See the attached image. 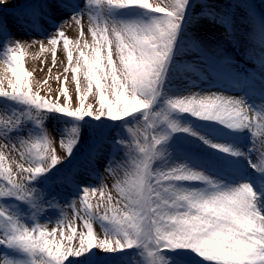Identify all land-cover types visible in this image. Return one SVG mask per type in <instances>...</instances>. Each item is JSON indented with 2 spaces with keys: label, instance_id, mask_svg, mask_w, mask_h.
<instances>
[{
  "label": "snow or ice",
  "instance_id": "snow-or-ice-1",
  "mask_svg": "<svg viewBox=\"0 0 264 264\" xmlns=\"http://www.w3.org/2000/svg\"><path fill=\"white\" fill-rule=\"evenodd\" d=\"M10 3L0 0V9ZM133 10L147 18L114 15ZM66 13L39 46L42 51L47 46L55 66L56 46L62 42L67 57L63 72H71L77 84L72 110L63 82L62 101L59 95L44 98L31 91L26 78L32 73L24 69L21 53L38 42L25 45L11 35L13 28L42 32ZM257 17L264 37V17L253 0H25L10 16L0 13V61L15 78L0 76V98L25 109L0 115V202L26 206L20 215L0 208V249L6 250L0 264H21L6 252L26 256L28 264H98L100 256L122 264L118 254L129 250L134 253L131 264H169L170 253L172 264H190L189 254L203 264H264V163L253 160L254 152L264 159V43L259 70L243 74L259 103L248 92L185 95L172 86L179 79L189 88L204 81L209 89H219L225 78L239 76L233 70L235 56L227 51L228 45L238 49L234 23ZM69 22L81 39L87 35L91 42L70 41L64 31ZM205 24L223 27V39L201 35ZM89 48L87 54L82 50ZM77 73L83 74V88ZM90 92L94 103L85 105ZM49 113L85 123L88 118L101 124L124 122L127 139L101 134L63 171L64 162L75 155L79 128L59 140L58 150L42 129ZM187 117L208 123H188ZM29 120L38 135L24 128ZM214 125L248 133L247 151L214 142L212 137L221 135ZM177 133L182 135L173 139ZM200 145L247 161L256 173L255 189L246 177L201 170ZM100 166L112 178L111 189L80 187L84 176L100 178ZM53 169L55 176L50 175ZM41 178L42 188L37 187ZM65 188H79L80 195L64 204L57 195ZM89 195H98V201L93 204ZM47 209H59L62 217L50 231L36 218ZM28 213L30 226L24 223ZM97 223L102 236L94 231Z\"/></svg>",
  "mask_w": 264,
  "mask_h": 264
},
{
  "label": "rangeland",
  "instance_id": "rangeland-1",
  "mask_svg": "<svg viewBox=\"0 0 264 264\" xmlns=\"http://www.w3.org/2000/svg\"><path fill=\"white\" fill-rule=\"evenodd\" d=\"M25 0H12V3L0 9V13L11 15L13 11H15L16 7ZM150 4H156L158 0H148ZM167 2V0H165ZM255 4V8L257 9V13L260 17H264V0H253ZM117 18L120 19H130V18H147L146 13H143L141 10H133V11H122L114 14ZM67 13L62 17L58 18L53 25H48L46 29L42 32H29L25 30H21L18 28H13L11 31L12 37L16 39H20L22 43L28 45L30 41H37L38 43L25 47V49L21 53V61L24 69L32 73L31 76L27 77V83L29 84L31 91L36 92L39 91L40 95L44 98L53 97L56 95L60 96V100H63V93L60 92L61 82H63V88L68 93L69 97V108L72 110L73 108V96L75 93V89L77 87L76 82L71 81V72L65 74L63 72V67L67 64L66 53L63 50L62 42L56 46L57 58L55 66L53 65V57L51 51L47 49L45 46V50H41L39 46V42H44L49 35L55 30L56 25L60 23L61 19H66ZM87 25V21L85 19V26ZM234 27L236 28V38L239 41L238 49H234L231 45L227 46V51L235 56L236 63L233 65L234 72L240 73L239 76L235 74L232 76V80L225 78L223 85L221 88H208V84L204 81H201L198 87L189 88L187 81L185 80H174L173 88L185 90L183 94H188V92H203L204 94H208L211 92H222L225 95H240L242 92H248L250 98H253L254 103H259L258 97H253L250 86L248 82L244 78V73L255 74L259 69L258 66L260 64L259 60V50L264 43V37L261 36L259 30V20L257 19L253 21H242L240 19H236L234 23ZM65 35L68 37L70 41L80 40L83 43V39H87L91 42V37L85 35L83 39L80 36V30L78 28L72 27V23L69 22L65 28ZM224 29L220 25L209 26L207 24L203 25L199 32L201 35H207L210 38L215 37L217 39H223L222 33ZM227 44V42H225ZM70 49L73 50L74 55L78 54V51L75 49L74 45L70 43ZM85 53H89L91 49H82ZM246 53V54H245ZM4 55L3 48L0 47V57ZM183 59H192L191 56H185ZM63 60V64L61 63ZM114 61L118 63V60L114 57ZM51 69V72L48 71ZM6 74L7 78L15 79L11 76V71L8 69L6 65L0 61V76H4ZM67 77V79H65ZM7 78L4 80V87H7ZM77 78L81 81V87H85L83 82V74L77 73ZM195 79V77H193ZM47 81V83H44ZM226 81H228L226 83ZM229 87L230 91L226 92L223 88ZM49 88L52 89L49 92ZM239 89V91H237ZM94 92V86H93ZM58 102V101H57ZM85 105L89 103H94L93 93H89L87 98L83 101ZM79 105V102H76V106ZM98 106V104L96 105ZM25 109L22 107L8 101L2 100L0 98V115L2 114H12L15 115L17 113L24 112ZM37 119H40V115L37 114ZM88 121H92L90 124H82L80 121H74L71 118L64 117L59 114L49 113L43 116L42 118V129L49 133L54 138L53 146L59 150V140L61 138H66L71 134V129L73 127L79 128V143L74 149L75 155L70 157L69 160L64 162L62 167L63 171L69 170L76 160L79 159L80 155L88 150L92 143L99 139L101 134H109L112 137H115L119 134L120 137L127 139V133L125 128L123 127L124 122H116L111 125L107 123V120L101 124L100 121L91 120L88 118ZM106 122V123H105ZM185 122L192 124H207L208 122L203 121H195L192 117H187ZM215 128L219 129L221 135L212 137L214 142L227 143L232 144L234 147H239L243 151H247L249 146L248 133L235 134L230 133L227 129H222L220 125H214ZM24 128L26 130H30L32 133L39 134L37 129L35 128V123L33 121H27L24 124ZM23 134V133H22ZM182 134L177 133L174 135L173 139ZM198 143V142H197ZM258 147V145H257ZM199 152L202 154V162L200 166L209 167L211 169L212 166L217 165L227 176H239L246 177L250 186L256 187V173L252 168L248 166V162L244 159H233L230 156H226L221 153H216L211 149H208L204 145L199 146ZM252 158V157H250ZM253 160L257 164L264 163V159L261 158V154L259 152L253 153ZM57 168H61L60 165ZM201 168V167H200ZM100 178L96 176H84L80 182V187H95L99 188L100 186H105L106 189H111L112 178L110 174L105 173L100 166ZM202 170V169H201ZM57 169H53L50 175L55 176ZM204 171V170H203ZM207 172V171H205ZM209 174H213L207 172ZM215 175V174H214ZM37 187H44L43 178L41 181L37 182ZM114 194V193H113ZM80 195L79 188H71V189H58L57 199L62 201V203L67 204L71 200L76 199ZM89 199L95 204L98 201V195H89ZM79 202L77 201V205ZM25 205L19 204L16 201L9 200L0 202V208L5 210L7 213H11L14 215H20L21 211L25 209ZM62 208H65L67 211V215L71 216V211L66 208L65 205H61ZM261 211H264V204L261 205ZM37 220L41 224H46L47 230H51L56 226L57 222L61 220L60 210H52L47 209L43 213L37 215ZM24 223L27 225H31L33 223L31 214L28 213L25 215ZM81 227L80 222L77 221V228ZM94 231L103 235L102 229H100L99 224H94ZM6 250L0 249V258L3 257V254ZM6 255L12 257L13 259L19 260L21 264H28V258L16 252H6ZM120 256V260L122 264H131V258L134 255L131 250H129L126 254L121 253L118 254ZM169 259V264H172V256L174 253L167 254ZM72 259H75L73 257ZM202 259V258H201ZM190 264H203L202 261L194 258L192 254H189ZM98 264H115V262L110 261L107 257L100 256L98 259Z\"/></svg>",
  "mask_w": 264,
  "mask_h": 264
}]
</instances>
